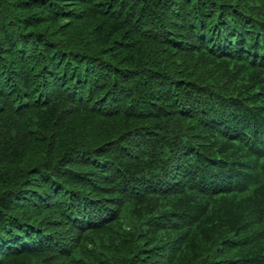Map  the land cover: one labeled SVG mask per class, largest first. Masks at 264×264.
Returning <instances> with one entry per match:
<instances>
[{"label": "trees", "instance_id": "16d2710c", "mask_svg": "<svg viewBox=\"0 0 264 264\" xmlns=\"http://www.w3.org/2000/svg\"><path fill=\"white\" fill-rule=\"evenodd\" d=\"M0 264H264V0H0Z\"/></svg>", "mask_w": 264, "mask_h": 264}]
</instances>
